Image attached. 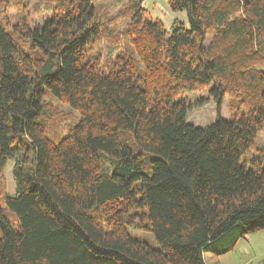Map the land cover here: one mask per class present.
Returning a JSON list of instances; mask_svg holds the SVG:
<instances>
[{
	"label": "trees",
	"instance_id": "obj_1",
	"mask_svg": "<svg viewBox=\"0 0 264 264\" xmlns=\"http://www.w3.org/2000/svg\"><path fill=\"white\" fill-rule=\"evenodd\" d=\"M128 1L133 49L104 65L93 0L0 15V264H205L264 229V0H167L186 16L168 29ZM46 94L79 113L63 134ZM209 100L216 119L189 123Z\"/></svg>",
	"mask_w": 264,
	"mask_h": 264
},
{
	"label": "rangeland",
	"instance_id": "obj_2",
	"mask_svg": "<svg viewBox=\"0 0 264 264\" xmlns=\"http://www.w3.org/2000/svg\"><path fill=\"white\" fill-rule=\"evenodd\" d=\"M49 0H8L4 5L0 4V15L8 24L13 25L20 20L21 13L26 15V21L31 26L41 25L47 15ZM128 0H93L96 7V14L100 18L101 33L95 40L92 52L100 59L103 65L122 54L133 49V45L127 39V26L130 23L126 15ZM143 18L149 20L159 19L168 29L174 18L186 22L185 12L172 11L167 0H143L141 3ZM103 27V28H102ZM126 34V35H125ZM202 95V91H192L185 93L188 100H194ZM228 98L224 97L220 106V115L228 118ZM44 102L53 113V118L49 120V129L53 133L63 134L69 126L77 121L79 113L70 108L67 104L57 101L49 94L44 96ZM217 117L216 105L209 100L201 107H193L187 112V121L197 126H205L213 122ZM256 144L264 143V128L257 134ZM13 161L8 160L4 169L0 172V196L5 192L13 194L15 192V181L12 172ZM130 235L139 240L157 246L150 231L140 229H129ZM224 245L214 243L215 249ZM205 264H264V229L246 233L237 239L233 247L226 252L216 253L213 250H206L203 253Z\"/></svg>",
	"mask_w": 264,
	"mask_h": 264
}]
</instances>
